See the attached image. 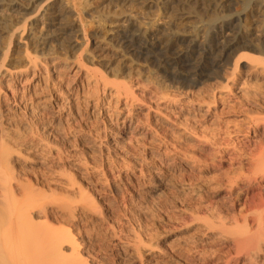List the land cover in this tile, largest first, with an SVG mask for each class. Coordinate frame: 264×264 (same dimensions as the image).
Here are the masks:
<instances>
[{
	"label": "rangeland",
	"instance_id": "374dc122",
	"mask_svg": "<svg viewBox=\"0 0 264 264\" xmlns=\"http://www.w3.org/2000/svg\"><path fill=\"white\" fill-rule=\"evenodd\" d=\"M111 1L90 0L91 6L84 7L87 37L80 31L75 48L56 46L58 54L48 56L46 65L29 64L23 52L27 30L22 38L15 36L1 67L0 147L15 144L10 148L18 151L10 159L12 184L20 179L34 183L42 173H50L52 187H44L54 201L50 206L67 215L74 207L75 217L62 227L71 228L84 257L70 258L74 245L66 242L63 250L71 256L65 260L54 255L28 261L12 257L20 249L14 243L1 247L6 256L0 264H80L83 259L90 264H204L203 257L221 261L241 251L237 246L245 233L240 214L263 206L264 174L258 170L264 156V65L243 59L233 75L231 60L201 83H173L155 62L138 60L116 40L108 41L106 31L119 30L117 23L131 14L143 31L156 22L147 28L148 37L160 28L191 36L207 17L187 9L166 10V0L135 1L132 6ZM259 23L250 27L256 39L264 36ZM45 26L43 32L49 28ZM205 35L199 32V42ZM29 135L33 140L27 142ZM79 196L90 197L85 204ZM259 254L264 261V250ZM255 255L251 258L260 260ZM240 256L246 257L244 252Z\"/></svg>",
	"mask_w": 264,
	"mask_h": 264
},
{
	"label": "bare ground",
	"instance_id": "6f19581e",
	"mask_svg": "<svg viewBox=\"0 0 264 264\" xmlns=\"http://www.w3.org/2000/svg\"><path fill=\"white\" fill-rule=\"evenodd\" d=\"M89 1L90 0H57V2L53 4L46 5L45 3H47L48 0H0V31H1L0 51L2 53V55L0 56V71L2 70L1 67L6 65L5 61L7 60V58L11 53L15 36L19 34L20 35L19 37L22 38L23 34L27 30L29 32L28 33L29 36L27 37L28 39L26 38L27 39L25 43L26 49L25 51L23 49V52H26L24 54V57L26 55V57L29 59L28 60L29 64L34 63V65L36 66L37 62H44V61L45 64L46 60L48 59V56L55 53L58 54L59 51L58 50L56 51V46H59L61 49H65V50L75 48L77 44V40L79 39L80 31H82V34L84 32L83 34L84 39H86L87 37L86 34L87 32L85 30L86 24L83 19L85 11L83 12V9L88 5V3H90ZM114 1H116V4L120 6H125L127 4H129V6H132L135 1H138L137 4H145L150 0H114ZM155 1L162 2L163 0H155ZM166 1L168 3L165 8L166 10L176 11V9L179 10L187 9L188 13L194 12L196 14L195 16L197 17L202 18L205 15L207 17V22L201 20L204 21L205 23L201 22L200 25H197V27H195L194 30H192L193 32L191 31L193 33L191 36L183 35L184 34L183 32H182L183 34H181L178 31L168 32L166 29L160 28L159 32L154 33L153 35L148 37L146 35L147 28L155 25L156 22L155 21L150 22L149 25L145 27V30L143 31V29H141L142 27L141 22L140 23L137 22L136 21L137 18H134L133 20L130 14L129 17L121 19L117 23L120 25V29L118 28L119 30L115 31L113 28H110L106 31L110 34L111 37L108 41L111 42L116 40L125 51L127 50L126 54L131 53L130 55H135L136 57L138 56L137 57L138 60L140 57V59H143L144 61H149V62L151 61L152 63L155 62L158 65V68L160 70H163V73L164 72L166 73V76L171 80V82L178 84L180 82L201 83L205 79H209L212 76H214V74L219 73L218 69L223 65L228 64V62H230L231 60H234L232 64L233 75H234V71L235 70L237 71L239 62L243 59L251 60L252 63H261L262 65H264V36L261 39H256L252 37L253 34L250 29V27L254 24V22H260V23L262 22L261 25H263V31H264V0H166ZM43 4L46 5L44 8H43ZM236 5L239 6L240 8L233 9L236 8L235 7ZM42 8L43 11L40 12ZM157 8L160 10V7ZM34 13L35 14L39 13V14L36 17ZM174 13L175 12H173V14ZM48 14H51L50 15L51 18L47 17L49 16ZM30 16L31 17L35 16L36 19H32L33 21H31ZM71 18H73V20H71ZM74 19L79 20L80 22L79 26L74 22L75 21ZM101 22H103V20ZM112 23L115 22L113 21ZM40 25L43 26H41L40 30H37ZM44 25L46 26L49 25V28L45 26V28H47V32H43ZM131 25L137 26L136 29H134L135 27H131ZM102 26L105 27L104 24H102ZM212 27H214L213 31L211 30ZM200 31H204L206 35L204 36L205 39L202 37L204 40L199 42L198 36ZM227 32L231 33L232 36L231 37H229V35L226 36ZM100 35L101 34H99V36ZM152 39H157V41L154 42L152 41ZM86 41L88 42V38ZM83 43L80 44L82 45ZM173 48L174 51H171L173 50ZM77 51L78 50H76V52ZM82 51L83 50H81V52ZM252 52H254L253 54L258 53L259 55L258 56L254 55L255 56L254 57L252 55ZM15 54L18 55L20 53L14 52L12 55ZM74 54H78V53H74ZM156 64H154V66ZM22 100L24 99L22 98ZM26 131L28 132L27 129ZM33 133L34 132H32L31 134ZM29 138L27 142L33 140ZM33 138L35 139V137ZM14 145L15 144H13L12 146ZM5 146L6 147H3L2 145L3 148L0 147L1 148L0 172L3 173V174L0 173L2 175L0 177L1 189H2V195L0 194L1 195L0 197V258L4 254L6 256V252L4 251L3 253L1 247L10 244L14 245L15 243V245L16 244L17 246L19 245L18 247L20 249L19 251L13 253L14 255H12V257L14 256L21 259L27 258V260L28 258L37 257L39 258L37 259L39 261L45 258H51L54 255H59L61 257L59 258V260L64 257H70L72 255L70 258L75 257L73 260H76L78 256L80 257L83 255V254L81 255L80 253L81 251L78 249V246L76 245L79 244L77 243L78 240L76 236H74L75 234L73 233L70 227L69 228L66 227L68 229L66 228L63 229L64 227H62V225L68 224L73 220V218L71 219V217H75L73 212L75 211L74 207H72L73 211H70L72 215L69 213V215L71 216L64 214L65 212L63 213V211L61 210L60 213V211L56 210L57 209L56 207L55 208L51 207L52 206L51 202L54 201L49 198L50 196H48L49 194H47L46 192L47 190L45 189L46 187L49 188V186H51L50 184L52 179L50 180L51 177H50V173L48 172L42 173V175H40L38 178L36 177L34 183L33 181L31 183L30 181H28L27 184H24L25 182L20 183V181L23 182V180L18 179L19 181L16 180L17 182L15 183L14 186V184H12V182L14 181L13 170L11 172V169L13 168V162H10V159H12L11 158L13 154L12 152L15 151L16 153L17 150L15 149L16 147L11 149L10 147L12 146L10 147H7V145ZM261 158H262L261 159L262 164L260 166H262V168L261 167H260L261 169L259 168L260 170H258V173L260 172L261 174H264V156ZM10 163L12 164V167ZM70 179L72 180V178ZM29 180H31L30 176H29ZM71 184L72 183H70V185ZM40 185L42 188H39ZM83 196L79 198L81 199V202H83L82 201ZM89 197L83 198L84 203H85V199ZM65 198L67 197L64 196V199ZM60 200L61 198L59 199V202ZM75 200L72 201L74 202ZM77 201L80 202V200ZM89 205L91 204L89 203ZM262 205L263 206L260 205V209L257 211H253L249 213L245 212V214L243 215L240 214V216L243 219V223L242 225H240V227L242 226L244 230V232L243 231L242 232L243 234L245 233L244 234L245 236H242L244 238L240 239V241H239L240 236H238L239 243L237 249L240 248L241 251H238L239 250L238 249L236 256L229 258L226 257L225 259L224 258L219 259L221 261L214 260L210 257H203L204 264H264L263 257H260L261 255L259 254L262 250H264V203ZM65 206L66 205H63V207ZM59 207L63 209L61 205H59ZM67 208L72 209L69 206ZM98 210H100V208ZM40 218H44L43 219L44 221H40L41 220ZM49 222L54 224L58 223V224L54 225V224H50ZM237 226L239 225H236V227ZM239 229L238 231L241 230ZM66 242H69L71 246L74 245V247H72L73 249L71 248L72 251L70 250L71 255L70 253L67 255L63 250L65 248V247L63 248V244ZM22 245L23 248L21 247ZM24 245H26L27 248H24L25 247ZM240 252L241 253L244 252L245 256L246 257L249 256L250 259L246 260L245 259L246 257L240 256L241 255ZM235 253H233L232 255H234ZM77 254L79 255L73 256ZM254 254H258L255 255V257L259 256L260 260L252 259L253 257L251 258V255L254 256ZM79 257L77 259H79ZM82 257H84V255ZM33 260L35 259L33 258ZM59 260L57 261V263L59 262ZM83 260H84L83 262H79V263L87 264L89 262L88 260L85 259Z\"/></svg>",
	"mask_w": 264,
	"mask_h": 264
}]
</instances>
